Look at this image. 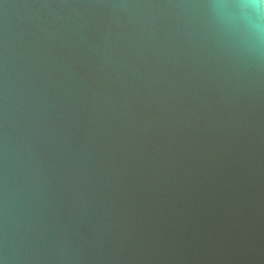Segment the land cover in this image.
<instances>
[{
    "label": "water",
    "instance_id": "95a60500",
    "mask_svg": "<svg viewBox=\"0 0 264 264\" xmlns=\"http://www.w3.org/2000/svg\"><path fill=\"white\" fill-rule=\"evenodd\" d=\"M0 264H264V8L0 0Z\"/></svg>",
    "mask_w": 264,
    "mask_h": 264
},
{
    "label": "clouds",
    "instance_id": "9594fccd",
    "mask_svg": "<svg viewBox=\"0 0 264 264\" xmlns=\"http://www.w3.org/2000/svg\"><path fill=\"white\" fill-rule=\"evenodd\" d=\"M243 3L247 6L253 7L257 12L264 8V0H243Z\"/></svg>",
    "mask_w": 264,
    "mask_h": 264
}]
</instances>
